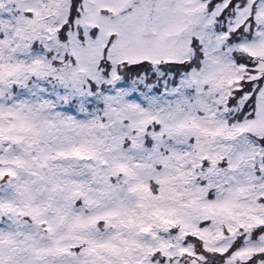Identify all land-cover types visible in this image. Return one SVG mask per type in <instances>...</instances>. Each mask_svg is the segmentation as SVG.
<instances>
[{"label": "snow or ice", "instance_id": "6c2138e0", "mask_svg": "<svg viewBox=\"0 0 264 264\" xmlns=\"http://www.w3.org/2000/svg\"><path fill=\"white\" fill-rule=\"evenodd\" d=\"M0 264H264V0H0Z\"/></svg>", "mask_w": 264, "mask_h": 264}]
</instances>
